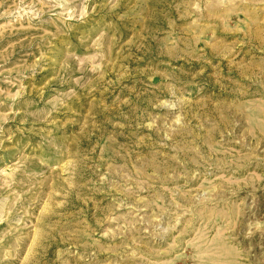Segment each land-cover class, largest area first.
Listing matches in <instances>:
<instances>
[{"label": "rangeland", "instance_id": "374dc122", "mask_svg": "<svg viewBox=\"0 0 264 264\" xmlns=\"http://www.w3.org/2000/svg\"><path fill=\"white\" fill-rule=\"evenodd\" d=\"M0 264H264V0H0Z\"/></svg>", "mask_w": 264, "mask_h": 264}]
</instances>
